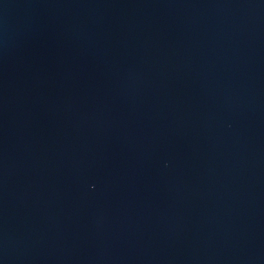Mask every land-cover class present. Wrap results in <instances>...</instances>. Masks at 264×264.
Listing matches in <instances>:
<instances>
[{
	"label": "water",
	"instance_id": "1",
	"mask_svg": "<svg viewBox=\"0 0 264 264\" xmlns=\"http://www.w3.org/2000/svg\"><path fill=\"white\" fill-rule=\"evenodd\" d=\"M0 264H264V0H0Z\"/></svg>",
	"mask_w": 264,
	"mask_h": 264
}]
</instances>
